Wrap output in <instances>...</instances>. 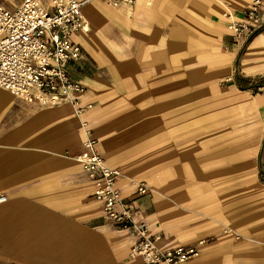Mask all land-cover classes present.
<instances>
[{
	"label": "crops",
	"instance_id": "0c3cea01",
	"mask_svg": "<svg viewBox=\"0 0 264 264\" xmlns=\"http://www.w3.org/2000/svg\"><path fill=\"white\" fill-rule=\"evenodd\" d=\"M252 1L86 2L67 70L92 108L76 115L0 89V264H140L132 231L105 218L74 160L85 130L120 171L134 222L161 249H197L180 264H264V0L239 42L221 16L241 19Z\"/></svg>",
	"mask_w": 264,
	"mask_h": 264
},
{
	"label": "built area",
	"instance_id": "2783aa9c",
	"mask_svg": "<svg viewBox=\"0 0 264 264\" xmlns=\"http://www.w3.org/2000/svg\"><path fill=\"white\" fill-rule=\"evenodd\" d=\"M89 1L110 7L134 3V0H47L49 9H46L40 0H21L14 10L0 3V89L41 106L68 103L76 115L91 109V104L79 106L78 97L85 93L86 87L73 81L67 70L81 57V47L72 37L88 31L82 6ZM261 4V0L252 1L243 10L241 19H236L230 9L223 10L226 30L236 42L246 39L260 26ZM85 133L83 151L74 160L92 181L93 198L101 204L105 218L121 229L132 231L130 257L139 258L140 264H180L197 256L195 247L159 248L160 238L148 235L144 224L134 222V204L124 200L117 188L120 171L105 165L90 132ZM146 193L143 184L137 185L136 195ZM6 201L0 195V205Z\"/></svg>",
	"mask_w": 264,
	"mask_h": 264
},
{
	"label": "rangeland",
	"instance_id": "374dc122",
	"mask_svg": "<svg viewBox=\"0 0 264 264\" xmlns=\"http://www.w3.org/2000/svg\"><path fill=\"white\" fill-rule=\"evenodd\" d=\"M45 5H46V1L44 0V2H43ZM9 8V7H8Z\"/></svg>",
	"mask_w": 264,
	"mask_h": 264
}]
</instances>
